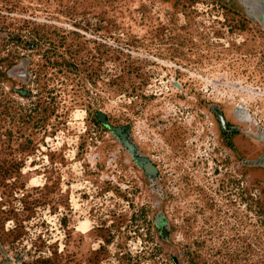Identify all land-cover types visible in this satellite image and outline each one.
<instances>
[{"label": "rangeland", "instance_id": "374dc122", "mask_svg": "<svg viewBox=\"0 0 264 264\" xmlns=\"http://www.w3.org/2000/svg\"><path fill=\"white\" fill-rule=\"evenodd\" d=\"M0 264H264V0H0Z\"/></svg>", "mask_w": 264, "mask_h": 264}]
</instances>
